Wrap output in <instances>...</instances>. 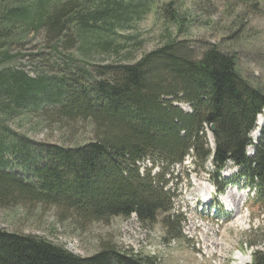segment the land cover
<instances>
[{
  "label": "trees",
  "instance_id": "obj_1",
  "mask_svg": "<svg viewBox=\"0 0 264 264\" xmlns=\"http://www.w3.org/2000/svg\"><path fill=\"white\" fill-rule=\"evenodd\" d=\"M172 4L163 14L181 32L184 19L169 9ZM150 10L148 0H0V52H5L0 62L7 61L9 46L32 35H43L57 56L77 46L86 52L94 46L117 49L119 31ZM57 56L46 64L57 62ZM75 66L65 68L64 78L50 89L22 72H0L1 108L49 100L54 103L46 102L47 110L59 108V114L92 125L90 140L72 147L19 138V152L12 153L26 166L23 175L4 166L0 154L1 204L40 201L72 211L77 223L136 215L142 225L159 223L170 242L182 241L186 217L175 210L168 185L191 157L202 169L211 161L218 177L229 162L239 167V175L256 189L254 201L264 215V126L255 144L251 137L264 112V90L244 79L233 56L210 47L197 58L183 42L172 41L135 63L95 66L86 76ZM208 127L215 128L214 150ZM250 146L253 156L247 153ZM252 259L251 264H264V252H254ZM0 264L142 260L112 247L80 257L44 239L0 229Z\"/></svg>",
  "mask_w": 264,
  "mask_h": 264
},
{
  "label": "rangeland",
  "instance_id": "obj_2",
  "mask_svg": "<svg viewBox=\"0 0 264 264\" xmlns=\"http://www.w3.org/2000/svg\"><path fill=\"white\" fill-rule=\"evenodd\" d=\"M171 1L169 9L184 19L181 32L163 14ZM148 2L151 10L141 20L126 24L115 37L117 49L94 46L86 52L77 46L70 51L62 50L63 54L57 56L50 52L51 44L44 43L43 35H32L9 46L8 59L0 62V72H22L50 89L61 82L62 71L68 66L76 65L77 73L86 76L95 66L135 63L165 44L177 41L183 42L197 58L210 47L228 53L238 62L244 79L264 90V0ZM4 53L0 52V59ZM42 54L41 62L34 60V56ZM55 56L57 62L46 64L45 59ZM46 102L54 103L28 99L20 106L24 109L0 107V154L4 155L1 162L14 168L17 175H23L26 168L17 153H12L19 152V138L35 145L65 147L91 138L89 121L69 119L58 113L59 108L47 110ZM181 106L191 111L188 105ZM260 116L264 126V113ZM261 130L256 125L251 133L253 144L260 139ZM207 134L214 150L209 127ZM253 150L250 146L248 155L253 156ZM193 162L190 157L178 166L168 185L175 210L186 217L182 241L170 242L159 223L142 225L135 215L104 223H77L72 211L64 213L65 209L60 207L24 199L8 202L6 206L0 203V229L44 239L80 257H91L112 247L137 255L142 264H251L254 252H264V215L252 200L254 192L247 178L239 175V167L232 162L219 177L211 161L205 169ZM229 179L232 181L226 185Z\"/></svg>",
  "mask_w": 264,
  "mask_h": 264
},
{
  "label": "bare ground",
  "instance_id": "obj_3",
  "mask_svg": "<svg viewBox=\"0 0 264 264\" xmlns=\"http://www.w3.org/2000/svg\"><path fill=\"white\" fill-rule=\"evenodd\" d=\"M260 121L261 122V118H260V115L257 117V121ZM263 120V119H262Z\"/></svg>",
  "mask_w": 264,
  "mask_h": 264
},
{
  "label": "water",
  "instance_id": "obj_4",
  "mask_svg": "<svg viewBox=\"0 0 264 264\" xmlns=\"http://www.w3.org/2000/svg\"><path fill=\"white\" fill-rule=\"evenodd\" d=\"M211 130H212L211 132L213 133V132H214V130H215V128H214V127H212V128H211Z\"/></svg>",
  "mask_w": 264,
  "mask_h": 264
}]
</instances>
